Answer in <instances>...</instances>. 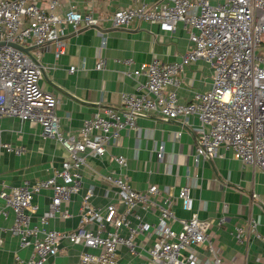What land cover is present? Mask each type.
Here are the masks:
<instances>
[{
	"label": "built area",
	"instance_id": "1",
	"mask_svg": "<svg viewBox=\"0 0 264 264\" xmlns=\"http://www.w3.org/2000/svg\"><path fill=\"white\" fill-rule=\"evenodd\" d=\"M58 7V0H0V119L38 123L42 136L55 140L67 154L47 178L0 188V216L12 214L7 230L30 250L25 264H44L66 245L81 247L79 264H119V246L130 257H144L146 264H204L205 258L208 264H226L206 232V223L193 209L188 186L176 193L155 184L136 190L123 172L124 156L115 155L112 161L118 171L102 174L101 180L114 190L117 203L108 202L102 210L91 203L93 186L83 189L80 170L89 159L104 156L139 116L151 115L183 126L190 117L196 118L192 128L195 167L221 147L264 174V0H156L113 10L108 19L112 27L141 20L171 32L179 24L188 46L173 62L154 58L133 66L123 60L122 74L134 80V89L120 92L116 108L105 106L83 119L75 134L61 130L56 97L39 87L40 52H29L26 46L41 48L51 43L59 55L66 29L98 27L99 18L73 6ZM196 60H203L210 69L209 86L194 91L189 101H180L177 78ZM102 67V60L94 65L96 70ZM75 69L69 66L67 71ZM2 151L19 154L21 148L3 142L0 128ZM45 188L50 189V200L36 223L30 224L37 211L33 198ZM78 193L77 226L70 230L48 227L55 216L69 217L62 204ZM176 202L189 213L187 218L175 215ZM174 222L178 230L172 228ZM250 226L255 223L251 221ZM234 237L241 242V228L234 227Z\"/></svg>",
	"mask_w": 264,
	"mask_h": 264
},
{
	"label": "crops",
	"instance_id": "2",
	"mask_svg": "<svg viewBox=\"0 0 264 264\" xmlns=\"http://www.w3.org/2000/svg\"><path fill=\"white\" fill-rule=\"evenodd\" d=\"M155 1L58 0L59 10L73 6L81 12L91 11L99 18L98 27L66 29L59 55H55L51 43L41 48L26 46L29 52H40L39 87L56 97L55 114L63 132L75 134L83 119L92 117L102 107L116 108L120 92L134 89V80L122 74L123 60H130L133 66L154 58L173 62L185 51L188 40L179 24L171 32L161 31L156 25L141 20H132L121 27L110 26L108 19L116 8ZM98 60L103 61L100 70L94 69ZM69 66H74L75 71L69 73ZM210 78L211 71L203 60L185 66L177 78L179 100L187 102L194 91L206 90ZM196 125L195 117H190L183 126L175 120L164 122L151 115L139 116L135 126L122 131L104 156L89 159L81 168L83 189L93 186L91 203L102 210L108 202L117 203L114 190L101 180V175L117 172L112 157L122 155L125 158L123 172L136 190L155 184L162 191L176 193L181 186L189 187L193 209L206 223V232L226 264H264V174L240 163L221 147L214 156L201 160L195 167L192 128ZM0 128L3 142L21 148L19 154L1 152L0 188L17 186L23 180L34 182L47 178L67 157L60 144L42 136L36 122L5 117L0 119ZM160 148L161 156L157 158ZM50 195V189L45 188L34 196L37 211L31 216L30 224H35L37 216L46 209ZM79 200L78 193L63 203L62 208L69 212V217L55 216L47 226L56 230L77 226ZM174 213L178 218L189 216L178 202L174 204ZM11 221L12 214L6 218L0 216V264H25L30 250L21 247L17 237L8 232ZM251 221L254 227L250 226ZM234 227L241 228V242L235 240ZM172 228L178 230L179 225L174 222ZM80 251V246L66 245L44 264H79ZM118 253L119 264H146L144 257H130L121 246ZM203 263L208 264V260L205 258Z\"/></svg>",
	"mask_w": 264,
	"mask_h": 264
},
{
	"label": "water",
	"instance_id": "3",
	"mask_svg": "<svg viewBox=\"0 0 264 264\" xmlns=\"http://www.w3.org/2000/svg\"><path fill=\"white\" fill-rule=\"evenodd\" d=\"M15 47H18V48H20V49H22L23 51H26L25 50V48H21V47H19V46H17V45H14Z\"/></svg>",
	"mask_w": 264,
	"mask_h": 264
}]
</instances>
